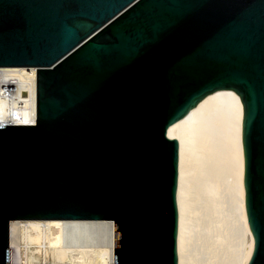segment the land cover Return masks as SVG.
I'll use <instances>...</instances> for the list:
<instances>
[{"label":"water","instance_id":"obj_1","mask_svg":"<svg viewBox=\"0 0 264 264\" xmlns=\"http://www.w3.org/2000/svg\"><path fill=\"white\" fill-rule=\"evenodd\" d=\"M0 65H34L35 118L0 124L10 219L113 220V264H176L177 143L202 95L242 101L244 207L264 264V0H0Z\"/></svg>","mask_w":264,"mask_h":264},{"label":"bare ground","instance_id":"obj_2","mask_svg":"<svg viewBox=\"0 0 264 264\" xmlns=\"http://www.w3.org/2000/svg\"><path fill=\"white\" fill-rule=\"evenodd\" d=\"M35 66L0 65V124L35 118ZM242 101L231 87L202 95L166 132L177 143L176 264H242L253 240L244 207ZM7 264H113L109 218L10 219Z\"/></svg>","mask_w":264,"mask_h":264}]
</instances>
